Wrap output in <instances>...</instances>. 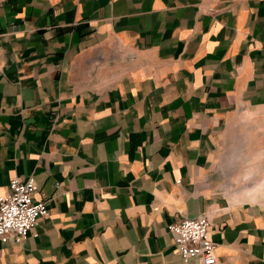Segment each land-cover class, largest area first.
Listing matches in <instances>:
<instances>
[{
    "label": "crops",
    "instance_id": "obj_1",
    "mask_svg": "<svg viewBox=\"0 0 264 264\" xmlns=\"http://www.w3.org/2000/svg\"><path fill=\"white\" fill-rule=\"evenodd\" d=\"M261 118L264 0H0V195L49 208L0 264H201L169 232L201 215L215 264H264L222 165Z\"/></svg>",
    "mask_w": 264,
    "mask_h": 264
},
{
    "label": "built area",
    "instance_id": "obj_2",
    "mask_svg": "<svg viewBox=\"0 0 264 264\" xmlns=\"http://www.w3.org/2000/svg\"><path fill=\"white\" fill-rule=\"evenodd\" d=\"M37 190L35 180L27 182L13 180L10 193L0 195V241L17 244L26 241L40 219L49 215L45 201H35ZM211 220L208 215L182 218L169 226V232L176 236L175 247L187 261L198 258L201 264H215L216 246L210 235Z\"/></svg>",
    "mask_w": 264,
    "mask_h": 264
},
{
    "label": "rangeland",
    "instance_id": "obj_3",
    "mask_svg": "<svg viewBox=\"0 0 264 264\" xmlns=\"http://www.w3.org/2000/svg\"><path fill=\"white\" fill-rule=\"evenodd\" d=\"M248 124L226 149L222 165L230 190L264 205V118Z\"/></svg>",
    "mask_w": 264,
    "mask_h": 264
}]
</instances>
